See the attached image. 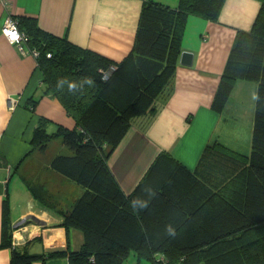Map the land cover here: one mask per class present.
Returning a JSON list of instances; mask_svg holds the SVG:
<instances>
[{
    "label": "trees",
    "instance_id": "16d2710c",
    "mask_svg": "<svg viewBox=\"0 0 264 264\" xmlns=\"http://www.w3.org/2000/svg\"><path fill=\"white\" fill-rule=\"evenodd\" d=\"M223 1L179 0L177 7L143 1L134 45L121 61L47 33L35 17L14 18L25 49L37 54L42 93L57 98L76 123L48 133L42 118L33 131L32 145L40 151L61 137L69 152L56 154L50 166L85 191L67 212L50 198L42 207L58 208L61 224L80 230L85 240L78 251L32 254L8 238L0 247L10 248L9 264L55 256H67L69 264H123L133 253L153 264H264V0L252 28L236 32L212 100L221 112L235 80L256 83L249 154L212 140L188 169L164 151L129 194L107 165L135 120L153 114L156 98L173 82L188 17L215 21ZM89 78L93 84L81 90ZM70 83L77 85L74 93ZM28 187L41 203L36 184Z\"/></svg>",
    "mask_w": 264,
    "mask_h": 264
},
{
    "label": "crops",
    "instance_id": "0c3cea01",
    "mask_svg": "<svg viewBox=\"0 0 264 264\" xmlns=\"http://www.w3.org/2000/svg\"><path fill=\"white\" fill-rule=\"evenodd\" d=\"M143 1L0 0V244L9 238L32 254H42L78 251L85 240L80 230L65 228L57 213L58 208L69 211L85 192L50 166L56 154L67 152L59 142L61 137L48 142L44 151L32 145L39 119L48 121V133L58 126L73 129L75 120L57 98L42 93V73L35 55L25 47V53L18 50L2 34L4 24L16 17H35L47 33L121 61L134 45ZM150 1L168 7L179 4V0ZM222 4L215 21L188 17L181 52H193L192 64L178 62L173 82L154 102V113L136 119L109 157L107 165L126 194L164 151L188 169L195 168L203 147L212 140L236 153L249 154L256 83L235 80L221 112L212 108V100L236 32L252 28L260 2L224 0ZM148 120V126L142 128ZM33 183L41 203L30 193L28 184ZM45 198L58 208L42 207ZM10 259V248L0 247V264H9ZM32 264H69V259L55 256ZM123 264L153 263L133 253Z\"/></svg>",
    "mask_w": 264,
    "mask_h": 264
},
{
    "label": "built area",
    "instance_id": "2783aa9c",
    "mask_svg": "<svg viewBox=\"0 0 264 264\" xmlns=\"http://www.w3.org/2000/svg\"><path fill=\"white\" fill-rule=\"evenodd\" d=\"M2 34L14 45L17 46L18 50L25 53L27 50L24 49V42L26 41V37H24L23 33L20 32L15 20H9L4 24V27L2 28ZM35 56L37 55L35 52ZM48 57H50V54H48ZM14 103L10 99L8 102L9 108H12ZM90 262H93V258H90Z\"/></svg>",
    "mask_w": 264,
    "mask_h": 264
},
{
    "label": "clouds",
    "instance_id": "9594fccd",
    "mask_svg": "<svg viewBox=\"0 0 264 264\" xmlns=\"http://www.w3.org/2000/svg\"><path fill=\"white\" fill-rule=\"evenodd\" d=\"M64 83H65V81H63V80L59 81L58 82V88L62 87V85ZM85 83H87L88 85H92L93 84V81L90 78L82 81L81 82V90H82L83 84H85ZM76 90H77V85L74 84V83H70L69 84V91L74 93ZM167 232H168L169 235H173V236H175V234H176L175 233V230L172 227H169L167 229Z\"/></svg>",
    "mask_w": 264,
    "mask_h": 264
},
{
    "label": "water",
    "instance_id": "95a60500",
    "mask_svg": "<svg viewBox=\"0 0 264 264\" xmlns=\"http://www.w3.org/2000/svg\"><path fill=\"white\" fill-rule=\"evenodd\" d=\"M180 58H179V63L181 65H191L194 59V54L193 52L184 49L181 53H180Z\"/></svg>",
    "mask_w": 264,
    "mask_h": 264
},
{
    "label": "rangeland",
    "instance_id": "374dc122",
    "mask_svg": "<svg viewBox=\"0 0 264 264\" xmlns=\"http://www.w3.org/2000/svg\"><path fill=\"white\" fill-rule=\"evenodd\" d=\"M59 142H61V140H59ZM65 150H66V148H65ZM68 152H69V149H67V152L65 154H68ZM162 264H164V263H162Z\"/></svg>",
    "mask_w": 264,
    "mask_h": 264
}]
</instances>
